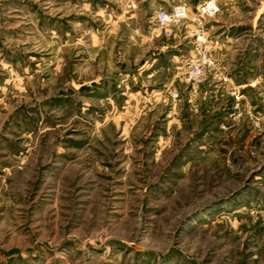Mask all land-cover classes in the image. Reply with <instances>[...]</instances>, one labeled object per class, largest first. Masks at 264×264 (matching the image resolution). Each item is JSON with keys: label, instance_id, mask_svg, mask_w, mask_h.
Returning a JSON list of instances; mask_svg holds the SVG:
<instances>
[{"label": "rangeland", "instance_id": "obj_1", "mask_svg": "<svg viewBox=\"0 0 264 264\" xmlns=\"http://www.w3.org/2000/svg\"><path fill=\"white\" fill-rule=\"evenodd\" d=\"M207 1L0 0V264H264V0Z\"/></svg>", "mask_w": 264, "mask_h": 264}, {"label": "built area", "instance_id": "obj_2", "mask_svg": "<svg viewBox=\"0 0 264 264\" xmlns=\"http://www.w3.org/2000/svg\"><path fill=\"white\" fill-rule=\"evenodd\" d=\"M210 5H213L210 7ZM215 4L213 0H208L200 8V14L213 13L215 11ZM154 20L159 25L160 28L166 29L170 24H179L188 19V14L185 5L177 4L169 7V9L160 8L154 13ZM200 40V37H197ZM204 41V40H203ZM202 60L204 62L210 63V58L204 53L202 55ZM204 77V69L200 63H192L189 66L188 71V81L195 86L197 83L201 82Z\"/></svg>", "mask_w": 264, "mask_h": 264}, {"label": "crops", "instance_id": "obj_3", "mask_svg": "<svg viewBox=\"0 0 264 264\" xmlns=\"http://www.w3.org/2000/svg\"><path fill=\"white\" fill-rule=\"evenodd\" d=\"M176 4H181L180 2L179 3H176ZM176 4H173V5H176ZM183 4V3H182ZM183 5H186V4H183ZM169 7L172 6V5H168ZM155 11V10H154Z\"/></svg>", "mask_w": 264, "mask_h": 264}, {"label": "clouds", "instance_id": "obj_4", "mask_svg": "<svg viewBox=\"0 0 264 264\" xmlns=\"http://www.w3.org/2000/svg\"><path fill=\"white\" fill-rule=\"evenodd\" d=\"M213 5H210V7H212Z\"/></svg>", "mask_w": 264, "mask_h": 264}]
</instances>
